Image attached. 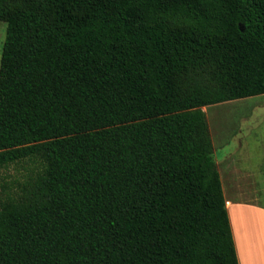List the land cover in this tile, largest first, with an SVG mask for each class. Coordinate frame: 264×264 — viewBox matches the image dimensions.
<instances>
[{
	"label": "trees",
	"instance_id": "1",
	"mask_svg": "<svg viewBox=\"0 0 264 264\" xmlns=\"http://www.w3.org/2000/svg\"><path fill=\"white\" fill-rule=\"evenodd\" d=\"M0 264H240L203 107L264 94V0H0Z\"/></svg>",
	"mask_w": 264,
	"mask_h": 264
},
{
	"label": "rangeland",
	"instance_id": "2",
	"mask_svg": "<svg viewBox=\"0 0 264 264\" xmlns=\"http://www.w3.org/2000/svg\"><path fill=\"white\" fill-rule=\"evenodd\" d=\"M7 26V22L0 20V67ZM203 110L217 158L221 161H228L230 157L238 159L244 171H253L257 193L249 196L256 198L255 203L264 205V177L260 171V166H264V94L205 106ZM246 164L249 166L244 168ZM35 168L36 163L29 160L0 168V199L15 191L18 183ZM226 189L228 195L233 194L228 184ZM232 202L228 205L230 213L237 203H243Z\"/></svg>",
	"mask_w": 264,
	"mask_h": 264
},
{
	"label": "crops",
	"instance_id": "3",
	"mask_svg": "<svg viewBox=\"0 0 264 264\" xmlns=\"http://www.w3.org/2000/svg\"><path fill=\"white\" fill-rule=\"evenodd\" d=\"M224 161L217 160L239 262L264 264V205L255 203L256 198L249 196L257 193L254 173L249 169L244 171L238 159L230 157ZM248 166L246 164L244 168ZM263 167L260 166V171L264 177ZM227 184L232 189V195L227 194ZM232 201L243 203H237L230 213L228 205ZM233 215H237L236 221Z\"/></svg>",
	"mask_w": 264,
	"mask_h": 264
}]
</instances>
